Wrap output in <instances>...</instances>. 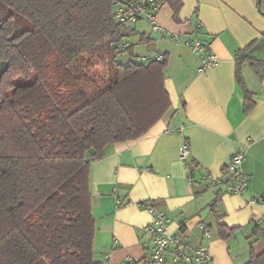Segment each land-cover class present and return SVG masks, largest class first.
Returning <instances> with one entry per match:
<instances>
[{
	"label": "trees",
	"instance_id": "1",
	"mask_svg": "<svg viewBox=\"0 0 264 264\" xmlns=\"http://www.w3.org/2000/svg\"><path fill=\"white\" fill-rule=\"evenodd\" d=\"M119 0H0V264H98L88 187L107 145L143 135L170 107L162 60L116 61L132 34ZM264 15V0H256ZM236 53L258 77L264 59ZM104 72H97V68ZM227 238L231 229L218 227ZM244 264H264V251Z\"/></svg>",
	"mask_w": 264,
	"mask_h": 264
},
{
	"label": "crops",
	"instance_id": "2",
	"mask_svg": "<svg viewBox=\"0 0 264 264\" xmlns=\"http://www.w3.org/2000/svg\"><path fill=\"white\" fill-rule=\"evenodd\" d=\"M158 20L163 30L139 21L126 27L132 34L123 41L130 59L167 54L163 75L170 107L143 135L107 145L105 155L90 163L93 257L98 264H150L137 230L151 215L136 202L151 199L165 211L168 230L191 250L198 244L209 248L210 264H244L251 252L264 251V210L246 205L240 195H217L201 174L220 175L231 154L242 150L249 190L264 197V74L258 77L247 60L240 66L252 94L246 112L235 77L238 50L251 44L246 56L264 59V15L256 0H161ZM173 33L199 38L219 63L199 71V55L175 43ZM184 139L190 143L192 183L178 160ZM198 223L210 238L201 236ZM221 225L231 229L227 238L219 235Z\"/></svg>",
	"mask_w": 264,
	"mask_h": 264
},
{
	"label": "built area",
	"instance_id": "3",
	"mask_svg": "<svg viewBox=\"0 0 264 264\" xmlns=\"http://www.w3.org/2000/svg\"><path fill=\"white\" fill-rule=\"evenodd\" d=\"M161 0H119L115 5L113 13L116 22L131 26L139 21L146 22L152 31L164 29L158 20ZM175 43L189 47L200 57L199 71L215 66L219 63V56L208 49V46L199 38L186 36L182 38L178 33H173ZM117 49L125 50L128 43L121 41L116 44ZM163 54L157 53L153 56L140 57L144 63L152 60H162ZM167 127L166 131H171ZM190 156V143L184 139L178 148V160L186 168V179L192 183L194 176L188 169ZM245 153L236 151L229 157L224 171L218 176H211L207 172L201 174L205 180L206 188L213 190L217 195H240L249 206H258L264 210V197L249 190V178L243 170ZM138 207L146 209L151 215L149 223L138 228V235L142 236L148 246L150 264H210L211 253L205 244H198L192 250L178 236L168 230V218L164 210L157 207L151 199L136 202ZM255 231L260 228L253 218ZM201 236L210 238V230L203 224L198 223Z\"/></svg>",
	"mask_w": 264,
	"mask_h": 264
},
{
	"label": "rangeland",
	"instance_id": "4",
	"mask_svg": "<svg viewBox=\"0 0 264 264\" xmlns=\"http://www.w3.org/2000/svg\"><path fill=\"white\" fill-rule=\"evenodd\" d=\"M133 49L136 50L135 47H133ZM129 50H131V52H132V46H130V49H129ZM135 52H136V51H135ZM140 57H141V56H140ZM140 57H133V58L130 59L129 52L126 51V50H122V51L117 55V57H116V61H117V62H121V63H127V62H129L130 60H132L133 62H139V61H140ZM141 63H143V62H141ZM97 72H102V73H103V72H104V68H102V67H98V68H97ZM37 264H43V263H41L40 261H38Z\"/></svg>",
	"mask_w": 264,
	"mask_h": 264
},
{
	"label": "water",
	"instance_id": "5",
	"mask_svg": "<svg viewBox=\"0 0 264 264\" xmlns=\"http://www.w3.org/2000/svg\"><path fill=\"white\" fill-rule=\"evenodd\" d=\"M7 68V61L3 60L0 62V75L5 72Z\"/></svg>",
	"mask_w": 264,
	"mask_h": 264
}]
</instances>
